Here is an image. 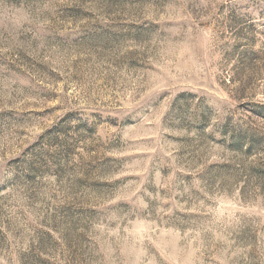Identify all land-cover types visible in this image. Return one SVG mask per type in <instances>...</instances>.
Segmentation results:
<instances>
[{"label":"rangeland","instance_id":"1","mask_svg":"<svg viewBox=\"0 0 264 264\" xmlns=\"http://www.w3.org/2000/svg\"><path fill=\"white\" fill-rule=\"evenodd\" d=\"M0 264H264V0H0Z\"/></svg>","mask_w":264,"mask_h":264}]
</instances>
